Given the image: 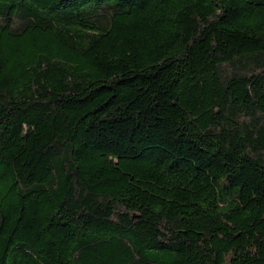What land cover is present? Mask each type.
I'll list each match as a JSON object with an SVG mask.
<instances>
[{"label": "trees", "instance_id": "obj_1", "mask_svg": "<svg viewBox=\"0 0 264 264\" xmlns=\"http://www.w3.org/2000/svg\"><path fill=\"white\" fill-rule=\"evenodd\" d=\"M0 264H264V0H0Z\"/></svg>", "mask_w": 264, "mask_h": 264}]
</instances>
